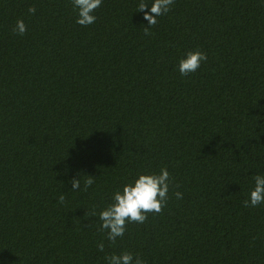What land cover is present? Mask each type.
Here are the masks:
<instances>
[{"label": "trees", "instance_id": "obj_1", "mask_svg": "<svg viewBox=\"0 0 264 264\" xmlns=\"http://www.w3.org/2000/svg\"><path fill=\"white\" fill-rule=\"evenodd\" d=\"M151 2L102 0L83 26L72 0H0V264H264V203L245 204L264 176V2L173 0L146 35ZM162 168V210L108 240L113 193Z\"/></svg>", "mask_w": 264, "mask_h": 264}, {"label": "clouds", "instance_id": "obj_2", "mask_svg": "<svg viewBox=\"0 0 264 264\" xmlns=\"http://www.w3.org/2000/svg\"><path fill=\"white\" fill-rule=\"evenodd\" d=\"M101 2L102 0H72L73 7L77 10L76 22L83 26L94 23L96 17L92 13ZM172 3L173 0H152L150 6L146 3L140 5L139 10L144 12L143 19L147 21L146 35L147 28L155 25L156 18L166 13ZM145 9L148 11H144ZM34 11V8L29 9V12ZM14 30L23 34L27 29L24 22L18 20ZM206 59V55L198 50L188 52L179 60L177 70L182 76H187L196 72ZM169 182V172L166 168H162L159 174H138L131 183L124 184L121 189L115 191L112 195V203L99 213L100 226L107 230V239L114 242L117 237L124 235L127 223H143L147 219V213H159L167 201ZM70 183L72 190L80 188L79 179H72ZM92 183L91 178L87 179L85 187ZM175 195L177 199L182 198L179 192ZM60 199L62 201L63 196ZM261 203H264V176H257L255 187L250 191L245 204L255 207ZM98 247L102 251L104 245L100 244ZM107 259L108 264H143L139 258L134 261L131 253L114 254Z\"/></svg>", "mask_w": 264, "mask_h": 264}]
</instances>
